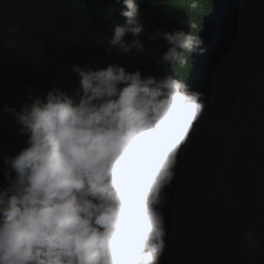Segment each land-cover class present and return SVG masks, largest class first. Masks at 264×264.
Listing matches in <instances>:
<instances>
[{"label":"clouds","instance_id":"1","mask_svg":"<svg viewBox=\"0 0 264 264\" xmlns=\"http://www.w3.org/2000/svg\"><path fill=\"white\" fill-rule=\"evenodd\" d=\"M239 2L114 0L103 49H78L65 80L27 82L3 106L26 139L0 155V264H167L180 156L238 37ZM258 243L249 230L239 246Z\"/></svg>","mask_w":264,"mask_h":264},{"label":"trees","instance_id":"2","mask_svg":"<svg viewBox=\"0 0 264 264\" xmlns=\"http://www.w3.org/2000/svg\"><path fill=\"white\" fill-rule=\"evenodd\" d=\"M113 4L114 0H56L49 3L46 0H0V155L16 154L26 139L17 134L18 126L9 114L3 112V106L16 107L27 98L24 87L27 82L37 86L34 90L44 91L60 77L65 80L71 59L81 56L78 49H103L112 34V14L100 11ZM255 23L256 19L242 8L238 41L217 68V82L209 108L212 112L217 110V104L225 99L229 88L245 67L241 61L243 53L238 61H230V57L237 45L250 34L251 26ZM5 25L8 27L5 28ZM11 27L19 30L9 32L8 28ZM6 41H15V47L4 48ZM204 124L202 120L198 126L202 132L205 130ZM200 141L198 132H194L180 156V186L173 203L174 223L167 264H182L176 258L177 241L190 233L194 234V229H189L190 224L197 227L195 238L209 258L235 248L239 243L237 241L244 240L246 233L243 224L250 212L246 206L240 214V228L235 230L229 212L212 204L207 210L202 209L201 188L209 168L199 160L198 155L191 154V148ZM2 163L0 157V187L5 186ZM234 168L236 193L240 189L247 193L253 177L248 172L252 169H247L242 163H235ZM225 229L231 234H227Z\"/></svg>","mask_w":264,"mask_h":264},{"label":"rangeland","instance_id":"3","mask_svg":"<svg viewBox=\"0 0 264 264\" xmlns=\"http://www.w3.org/2000/svg\"><path fill=\"white\" fill-rule=\"evenodd\" d=\"M239 4L240 18L243 8L256 19L250 34L230 57V61H238L243 53L241 61L245 67L225 99L217 104V110L208 109L202 119L205 130L202 132L196 127L201 141L191 148V154L198 155L209 168L201 188L202 209L205 211L212 204L229 212L235 230L240 228V214L246 206L250 212L243 225L246 232L251 230L259 238V243L255 249H241L238 243L230 251L209 258L195 238L197 227L190 224L189 229H194V234L177 241L176 258L182 264H264V0H240ZM201 15L208 17L204 13ZM235 39L233 46L238 37ZM174 73L183 75L178 66ZM235 163L252 169L247 170L253 176L247 193L241 189L236 193ZM225 232L231 234L229 230Z\"/></svg>","mask_w":264,"mask_h":264},{"label":"water","instance_id":"4","mask_svg":"<svg viewBox=\"0 0 264 264\" xmlns=\"http://www.w3.org/2000/svg\"><path fill=\"white\" fill-rule=\"evenodd\" d=\"M164 22H166L165 20H163ZM185 31H190V28L189 29H185ZM202 40L205 39V37L202 35V34H197ZM208 48H206V51L204 52V54L202 56H205L206 52H207ZM142 61H145V58L142 60ZM195 65L197 66V64L195 63ZM184 66H186L185 64L184 65H180V68L182 69ZM190 71V69L188 70V72ZM168 72H174V70L172 68L168 69ZM188 74V73H187Z\"/></svg>","mask_w":264,"mask_h":264}]
</instances>
